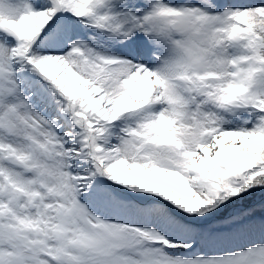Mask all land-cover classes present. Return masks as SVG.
<instances>
[{"label": "snow or ice", "instance_id": "1", "mask_svg": "<svg viewBox=\"0 0 264 264\" xmlns=\"http://www.w3.org/2000/svg\"><path fill=\"white\" fill-rule=\"evenodd\" d=\"M0 264H264V0H0Z\"/></svg>", "mask_w": 264, "mask_h": 264}]
</instances>
